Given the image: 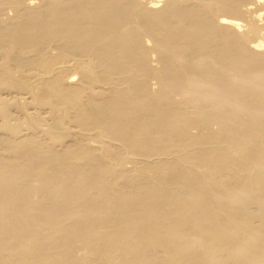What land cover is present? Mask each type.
Instances as JSON below:
<instances>
[{
  "label": "bare ground",
  "instance_id": "1",
  "mask_svg": "<svg viewBox=\"0 0 264 264\" xmlns=\"http://www.w3.org/2000/svg\"><path fill=\"white\" fill-rule=\"evenodd\" d=\"M0 264H264V0H0Z\"/></svg>",
  "mask_w": 264,
  "mask_h": 264
}]
</instances>
